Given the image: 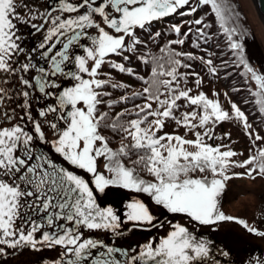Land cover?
Here are the masks:
<instances>
[{"label":"snow or ice","instance_id":"snow-or-ice-1","mask_svg":"<svg viewBox=\"0 0 264 264\" xmlns=\"http://www.w3.org/2000/svg\"><path fill=\"white\" fill-rule=\"evenodd\" d=\"M201 6H210L227 46L243 68L242 75L255 81V102L264 113V73L246 59L245 30L230 0H197L194 5L191 0H53L51 10L43 12L20 0H0V74L6 77L0 80V101L23 98L19 111L13 107L0 112V255L7 250L39 252L59 247V258L52 264H222L221 258L228 257L229 250L216 248L211 239L196 235L187 225L211 227L235 222L249 234L264 238V230L226 214L220 206L229 180L264 179V147L257 146L254 153L250 149L248 157L239 160L234 158L243 153L230 146L205 142V137L213 138L209 124L214 128L232 120L242 125L252 145L264 137L255 132L235 102L230 101L229 112L218 99L186 87L189 76L196 77L197 87L202 78L196 72L180 71L191 68L184 58L199 59L216 74L212 59L171 47L184 45L190 34L195 37L194 47L206 44L211 39L207 31L211 25L205 16L171 24L168 31L177 38L161 49L166 53L163 58L136 57L152 65L147 78L137 77L146 85L142 91L125 94L119 101L105 99L111 96L104 90L106 86L130 85L103 79L108 75L102 70L104 65L136 75L133 68L111 60V56L130 62L125 53L135 54L145 45L138 30L158 38L161 32L150 31L154 22L173 15L190 16ZM20 8L28 9L27 17ZM37 18L44 23H33ZM18 23L37 32L49 25L42 42L31 50H40L47 67L33 62L31 53L27 62H19L25 50ZM185 25L187 31L182 32ZM33 70L34 76L30 75ZM59 78L68 86L57 83ZM4 85L16 88L10 92ZM135 98H142L143 103L131 110L125 108L115 117L102 110ZM41 99L54 102L44 104L34 115L33 100ZM182 101L191 110L178 117ZM125 115L134 118L125 121ZM168 121L193 131L195 138L176 132L159 134ZM197 128L205 131L202 134ZM105 129L122 134L118 147L110 146ZM132 154L136 159H131ZM81 171L83 174H78ZM109 187L147 194L168 213L186 217V223L167 220L166 227L149 205L136 197L127 202L122 215L113 206H101L98 197ZM137 229H162L164 234L128 247L116 244ZM255 264H264V257Z\"/></svg>","mask_w":264,"mask_h":264},{"label":"rangeland","instance_id":"rangeland-1","mask_svg":"<svg viewBox=\"0 0 264 264\" xmlns=\"http://www.w3.org/2000/svg\"><path fill=\"white\" fill-rule=\"evenodd\" d=\"M248 5L245 4V0H230L231 4L235 8V10L240 13V24L242 25L244 32L243 44L245 48V56L246 59L250 62V64L255 67L256 69L260 70L264 73V40L262 39L261 35L258 34L257 28L255 23L251 21V18L247 12V7H252L250 10L255 14V10L257 11L256 17H258L259 23L264 27V23L259 15L257 7L253 0H247ZM22 4H26L28 7L37 9L40 12L45 11L44 2L43 0H20ZM197 0H191V3L194 5ZM44 10L42 11V9ZM255 9V10H254ZM185 9H181V11H185ZM19 11L22 14H25L27 17L28 9L27 8H20ZM246 12V18H245ZM58 14V13H54ZM207 14V15H206ZM201 16H205V22L211 25L210 28L207 29L211 39L208 42L200 43L199 48L193 47L192 49H188L189 44L195 39V37L190 34L188 39L186 40L184 45H172L171 47L175 48L177 51L184 49L185 52H192L195 56L201 57L203 56L205 59H212L213 66L217 68L216 74H212L208 70V66L205 65L201 60H188L184 58L185 63L191 64V68H181V72L191 73L196 72L199 75H203L205 79L208 78H215L216 75L220 76L222 80H225L228 84V91L232 93L235 97L236 104L243 105L244 111L249 112L250 108H245V105L251 107L252 112L255 114L257 119H253L254 125L261 124L260 121L264 118V113L259 111V105L256 104V97L254 96L255 91L257 90V86L255 81L250 80L247 76L242 75L243 68L239 65L236 57L233 55V51L227 46L228 41L226 36L224 35L222 29L218 22L214 20V15L210 11V6H201L198 11L190 16L181 17L179 15H173L170 17H166L160 21L154 22L150 26V31L154 34L155 32H161V36L155 39H152L148 36V33L144 31L138 30V35L145 41L144 46H140L135 56L131 53H125V55H129L131 60L130 62L124 61L122 57L111 56L110 59L117 62V63H124L126 67H131L134 69V72L137 76H145L147 75V69L151 68V64H145L136 57L140 55L146 56H154V57H161L163 58L166 53H162L161 49L165 48L167 45V41L176 39L175 33L168 31L169 27L173 21L172 18H182L183 21L185 20H193L199 18ZM180 22L178 24L183 23ZM37 25L44 23L43 19L37 18L36 20L32 21ZM49 25L45 24L44 29L40 32H37L35 29L31 28L30 26H26L24 24L18 23V34L21 36V46L24 48V53H22L18 59L20 63L27 62V56L31 53V50L34 46L31 44L35 39H42L43 35L46 33L47 27ZM188 25H185L182 28V32L187 31ZM34 33L36 36L33 39L31 37V41L28 45H24L25 43V36L27 34ZM254 33V35H253ZM28 38V35H27ZM33 56V62L38 64L44 65L47 67L44 60L40 59V56L35 53H31ZM79 54H83L80 50ZM193 61L196 63L193 64ZM198 63H201V68H198ZM103 72L108 73L107 76H103V79L111 78L114 81L113 76L114 70L110 66L105 67L102 69ZM35 71L33 70L30 75L34 76ZM6 77L3 74H0V80L5 79ZM166 77H161V79H165ZM60 79V78H59ZM188 79L196 80V77L189 76ZM138 80V79H137ZM116 83V81H114ZM203 82V79H202ZM205 85V82H204ZM62 86H68V82L64 81ZM133 88H136V85H133ZM142 87H137V89H143L146 85H141ZM4 87H8L9 91L11 92L13 89L16 88V85H4ZM108 86L105 87V89ZM189 87V86H188ZM131 89L130 91H133ZM161 91H164L161 88ZM35 95H39L36 93ZM226 100V98H225ZM23 102L22 97H16L14 99H4L0 101V112L3 111H10L13 107L17 108L19 111L18 104ZM53 100L49 99L47 101L41 99L39 102L33 100V109L34 115L35 110H38L41 106L46 103H52ZM225 106V101L223 103ZM134 106V103L131 102L129 105L121 106L122 108L130 109ZM131 107V108H130ZM118 109V112L123 111L124 109ZM117 112V113H118ZM129 115H125L123 118H127ZM131 117V116H129ZM38 118V117H37ZM249 153L246 151L242 157L239 159L247 158ZM64 162V161H63ZM66 163V162H65ZM82 173V171H81ZM83 174V173H82ZM87 178V177H86ZM133 197L142 199L146 204L149 205L150 210H152L153 214L156 213L157 205H155L151 198L143 193L137 194L129 190H125L122 188L117 187H109L106 189L104 194H100L98 197V201L101 203V206H113L115 209L118 210L119 214H123L125 211V205L129 200ZM252 199V200H251ZM252 201V202H251ZM220 206L222 210L229 215L238 218H244L250 224H254L260 230H264V179L257 178L252 180L247 177L242 178H233L226 182V188L222 194L220 200ZM160 214V213H159ZM156 216V214H155ZM180 217V216H179ZM165 219V214L161 213L159 219ZM180 221V220H179ZM182 223V222H181ZM186 223V221L184 222ZM188 226L194 233L199 236H204L208 239H211L214 242V245L221 246V249L229 250V256L226 257L230 259L234 263V260L237 261V255L240 258L239 264H255V260L261 257H264V238L257 237L253 234H249L242 226L235 222H221L217 225L211 227H205L200 225H195V228L192 224ZM165 226L166 222H165ZM215 229V230H213ZM164 230L162 229H151L150 231L145 230H134L133 233L127 234L125 237L121 239L123 244L129 245L136 244L137 242L143 243L146 239L152 236H159L163 235ZM99 237V236H98ZM46 250H49L45 248ZM43 249V250H45ZM37 252V251H36ZM22 255V250H7L5 254L0 255V264H17V261ZM40 255V254H39ZM45 255V254H44ZM16 262V263H14ZM44 262V259L41 256H37L36 259H30L24 264H37ZM23 264V263H22Z\"/></svg>","mask_w":264,"mask_h":264},{"label":"trees","instance_id":"trees-1","mask_svg":"<svg viewBox=\"0 0 264 264\" xmlns=\"http://www.w3.org/2000/svg\"><path fill=\"white\" fill-rule=\"evenodd\" d=\"M173 21L172 23H180L183 21L182 18H172ZM141 31V30H140ZM188 49H192L193 43L191 42L189 44ZM180 51H184V49L180 50ZM135 56V54H133ZM186 59V58H185ZM196 61H193V64H195ZM202 64L198 63L197 67L201 68ZM147 75L145 78H147L148 75L151 74V68L147 69L146 71ZM114 75L113 79L114 81H116V83H123L126 85H130L129 88H112L111 85H108V87L106 89H104L105 91H108L111 93L110 97H105V99H114L119 101V98L125 94L131 96L132 92H138V91H142V89H137V87H142L141 85H145L143 83V81L139 80L137 77V75L135 76H130L127 73H121L118 70H114ZM200 77L203 79V82L201 83V85L199 87L196 86L195 83V79L191 80L188 79L187 80V84L186 87H190L193 89V93H197L199 91H203L205 92L210 98L213 99H218L221 103V105L224 107L225 110H228L229 112H231V107H230V101L231 102H236L235 97L233 96L232 93H229L228 91V84L225 80H222L220 78V76L216 75L215 78H208L205 79L203 77V75H200ZM138 79V80H137ZM114 81H112L113 83H115ZM205 82V85H204ZM136 85V88H133ZM182 86H185L183 81H182ZM145 87V86H144ZM131 89H134L133 91H130ZM213 93H218V96H214ZM227 94V95H225ZM226 98V100H225ZM225 101V106L223 105ZM131 102L135 104H142L143 103V99L142 98H135V99H129L125 102H119L117 104H115L111 109H108L107 107H104L102 110L104 111H109L110 115L115 117V114L118 112V109L122 108L121 106H126L129 105ZM182 104V107L176 112V115L179 117L181 112H185V111H190L191 107H184L183 104L184 102H180ZM134 106H132L131 109H133ZM153 107L155 108L156 105L154 104ZM239 107L241 108L242 111H244V107L243 105H239ZM250 108V111L245 112L246 116L248 117V122L252 124L253 129L255 130V132H257L260 136L264 137V118L261 119L259 126L258 125H254L253 119H257V117L255 116V114L252 112V109L250 106L245 105V108ZM125 109V108H122ZM130 118H134V117H127V118H122L123 120H128ZM209 128H212V139H208V137H205V142L209 143L213 146L216 145H220V144H224V145H228L230 146L233 150L240 152V153H244L247 151L249 154V150L251 149L252 152L254 153L256 151V147H264V141H256V145H252L248 136L245 134V130L243 129L242 125L237 122L236 120H232V121H225V122H221L219 124H217L214 128L211 124L208 125ZM195 131H200L202 134L205 131V129L202 128H197L195 129ZM164 132H176L182 136H185V138L187 139H194V133L193 131H189L188 129L182 127V126H177L175 124L174 121H168L166 123V127L159 133V134H163ZM228 133L230 134V136H226L225 134ZM104 134L107 135L109 137L110 140V146L113 148H116L119 146V144L121 143V139H122V134L119 133H114L112 132L110 129H105L104 130ZM128 141H125V143H127ZM189 150H192L191 148H189ZM242 155V156H243ZM242 156H238L234 159H239ZM131 159H136V155L132 154ZM242 160V159H239ZM126 164H129L130 162L128 160L124 161ZM234 171L236 172H243L244 169H235ZM142 175L145 176V178H151L147 175V173H141ZM210 175V174H209ZM159 207V211L157 213V218L161 215V213L165 214L166 218L169 219L172 216H174L173 214L168 213L165 209H163L161 206ZM160 213V214H159ZM181 216V215H180ZM183 217V216H181ZM185 219H187L186 217H183Z\"/></svg>","mask_w":264,"mask_h":264},{"label":"bare ground","instance_id":"bare-ground-1","mask_svg":"<svg viewBox=\"0 0 264 264\" xmlns=\"http://www.w3.org/2000/svg\"><path fill=\"white\" fill-rule=\"evenodd\" d=\"M253 2H254V0H253ZM255 3V2H254ZM245 4L246 5H248V1L247 0H245ZM256 5V4H255ZM48 6H49V4H46V9L48 10V11H50V9L48 8ZM252 7L250 6V7H247L246 9H247V12H248V14H249V16H250V18H251V21L253 22V23H255V25H256V28H257V32H258V34L259 35H261V37H262V39L264 40V27L259 23V21H258V17H256V15H257V11L255 10V14L250 10ZM44 10V8L42 9V11ZM257 10H258V12H259V15H260V17H261V19H262V21H263V18H262V16H261V14H260V11H259V9H258V7H257ZM245 18H246V12H245ZM254 34V33H253ZM28 45V44H27ZM36 45H38V43L37 44H34L33 43V46L36 48L37 46ZM126 190V189H125ZM130 191V190H129ZM252 200V199H251ZM153 202V201H152ZM252 202V201H251ZM154 203V202H153ZM22 250V255L20 256V258L21 259H19L18 261H17V264H24V263H26L28 260H32V259H36L37 258V256L39 257V256H42V255H44L45 254V250H41V251H39V252H36V251H34V250H31V249H21ZM40 254V255H39ZM14 263H16V262H14Z\"/></svg>","mask_w":264,"mask_h":264},{"label":"flooded vegetation","instance_id":"flooded-vegetation-1","mask_svg":"<svg viewBox=\"0 0 264 264\" xmlns=\"http://www.w3.org/2000/svg\"><path fill=\"white\" fill-rule=\"evenodd\" d=\"M59 47V46H58ZM74 51L76 52V53H80V49H74ZM41 65V64H40ZM63 82H64V80L62 79V78H60V79H57V83H61L62 85H63ZM96 235L97 236H100V233H96ZM122 239V238H121ZM121 239H119V240H117L116 241V244H118V245H123L124 247H128V246H130V245H133V244H131V243H129V245H127V244H123L122 242H121ZM60 249H59V247H57V248H55V249H50L49 251H47L46 253H45V255H44V258H45V261H48L49 262V264H52V262H54L56 259H58L59 258V254H60ZM42 264H44V262H42Z\"/></svg>","mask_w":264,"mask_h":264},{"label":"water","instance_id":"water-1","mask_svg":"<svg viewBox=\"0 0 264 264\" xmlns=\"http://www.w3.org/2000/svg\"><path fill=\"white\" fill-rule=\"evenodd\" d=\"M256 6L258 7L260 14L263 18V22H264V0H254Z\"/></svg>","mask_w":264,"mask_h":264}]
</instances>
